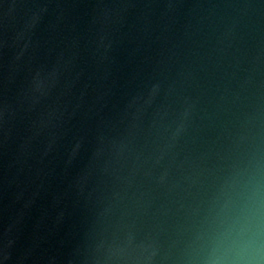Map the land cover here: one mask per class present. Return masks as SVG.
I'll list each match as a JSON object with an SVG mask.
<instances>
[{
	"label": "water",
	"instance_id": "obj_1",
	"mask_svg": "<svg viewBox=\"0 0 264 264\" xmlns=\"http://www.w3.org/2000/svg\"><path fill=\"white\" fill-rule=\"evenodd\" d=\"M0 264H264V0H0Z\"/></svg>",
	"mask_w": 264,
	"mask_h": 264
}]
</instances>
